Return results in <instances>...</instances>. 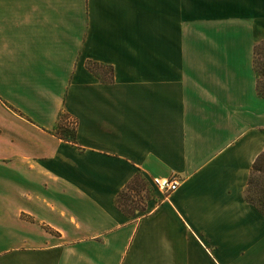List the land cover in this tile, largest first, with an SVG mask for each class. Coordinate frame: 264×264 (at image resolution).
Listing matches in <instances>:
<instances>
[{"label": "crops", "instance_id": "1", "mask_svg": "<svg viewBox=\"0 0 264 264\" xmlns=\"http://www.w3.org/2000/svg\"><path fill=\"white\" fill-rule=\"evenodd\" d=\"M263 41L264 0H0V264H264Z\"/></svg>", "mask_w": 264, "mask_h": 264}, {"label": "trees", "instance_id": "2", "mask_svg": "<svg viewBox=\"0 0 264 264\" xmlns=\"http://www.w3.org/2000/svg\"><path fill=\"white\" fill-rule=\"evenodd\" d=\"M88 68L101 81L113 80V68L96 62H89ZM254 69L257 76V92L259 97L264 98V41L257 44L254 50ZM61 124L56 135L66 141L76 143L75 128L68 124L69 116L60 117ZM149 186V182L141 173L126 185L116 198L117 207L127 216H134L137 212L146 211L140 206L143 202L135 203L132 200V193L140 194ZM143 199V198H142ZM246 200L255 205L264 214V151L254 161L251 168V176L246 191Z\"/></svg>", "mask_w": 264, "mask_h": 264}, {"label": "built area", "instance_id": "3", "mask_svg": "<svg viewBox=\"0 0 264 264\" xmlns=\"http://www.w3.org/2000/svg\"><path fill=\"white\" fill-rule=\"evenodd\" d=\"M68 124L71 127H75V121L71 118H68ZM180 180L177 177L172 178H163L155 181L156 186L166 195L174 192L180 186Z\"/></svg>", "mask_w": 264, "mask_h": 264}, {"label": "rangeland", "instance_id": "4", "mask_svg": "<svg viewBox=\"0 0 264 264\" xmlns=\"http://www.w3.org/2000/svg\"><path fill=\"white\" fill-rule=\"evenodd\" d=\"M154 197H155V188L152 185H149L140 194L132 193L131 198L135 203H138L140 201L143 202V204L141 203L140 206L146 208L148 201ZM137 214L139 213L137 212Z\"/></svg>", "mask_w": 264, "mask_h": 264}]
</instances>
